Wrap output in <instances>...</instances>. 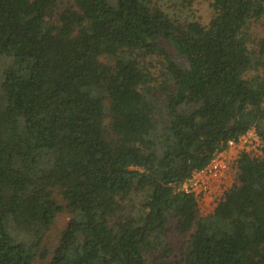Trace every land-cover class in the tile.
Masks as SVG:
<instances>
[{"label": "trees", "instance_id": "trees-1", "mask_svg": "<svg viewBox=\"0 0 264 264\" xmlns=\"http://www.w3.org/2000/svg\"><path fill=\"white\" fill-rule=\"evenodd\" d=\"M207 1L203 22L160 0H0V264H264V0ZM251 127L262 154L197 216L178 184Z\"/></svg>", "mask_w": 264, "mask_h": 264}, {"label": "built area", "instance_id": "built-area-1", "mask_svg": "<svg viewBox=\"0 0 264 264\" xmlns=\"http://www.w3.org/2000/svg\"><path fill=\"white\" fill-rule=\"evenodd\" d=\"M262 145L263 141L255 128H249L237 139H230L225 148L216 151L205 166L194 169L177 188L192 192L197 208L208 210L211 205L214 208L224 191L236 180L240 154L245 152L250 156H260Z\"/></svg>", "mask_w": 264, "mask_h": 264}, {"label": "rangeland", "instance_id": "rangeland-1", "mask_svg": "<svg viewBox=\"0 0 264 264\" xmlns=\"http://www.w3.org/2000/svg\"><path fill=\"white\" fill-rule=\"evenodd\" d=\"M61 6L69 4L72 0H61ZM115 0H113L114 2ZM191 1V2H189ZM188 2H184V0H160L162 6L170 12L175 18L183 20H191V19H200L203 22H206L209 19L210 8L209 3L207 0H189ZM249 30L252 35L253 41L256 42L260 36L263 34L264 31V24L263 20L261 19H254L251 24L249 25ZM166 47V54L169 58L178 63L182 67L187 66V62L182 55L178 53V51L171 46L170 44L165 45ZM164 54L158 53L153 55L150 60L153 58V63L155 66H151V69H158V67L164 62ZM166 56V57H167ZM167 59V58H166ZM169 59V60H170ZM163 60V62H161ZM3 61V56L0 55V62ZM166 61V60H165ZM262 125L264 126V121H262ZM141 194L139 193L138 196H135L134 202L141 201ZM213 206L208 207V210H203L201 208L197 209V216L204 215L210 211ZM210 210V211H209ZM70 215L66 213H60L57 215L55 222L50 227L46 241L50 246V249L57 244L60 236L61 230L66 225L67 221L69 220ZM26 243L29 242L32 238V235L27 232L26 235ZM39 263V262H38ZM37 263V264H38Z\"/></svg>", "mask_w": 264, "mask_h": 264}]
</instances>
